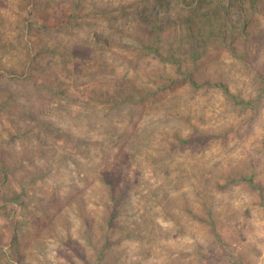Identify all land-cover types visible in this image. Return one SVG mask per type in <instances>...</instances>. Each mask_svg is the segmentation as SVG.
Instances as JSON below:
<instances>
[{
    "label": "rangeland",
    "instance_id": "obj_1",
    "mask_svg": "<svg viewBox=\"0 0 264 264\" xmlns=\"http://www.w3.org/2000/svg\"><path fill=\"white\" fill-rule=\"evenodd\" d=\"M84 1L75 10V0L41 5L51 33L65 16H79L84 29L58 34L78 49L90 42L86 24L96 19L84 16L94 4L121 0ZM20 2L0 0V68L10 71L1 75L0 94L13 106L0 114V264H93L101 247L104 264H264V0L245 17L235 12L233 43L208 45L187 62L200 84L224 82L252 105L236 108L217 88L179 81L156 101L109 111L98 97L86 104L99 81L72 75L61 62L52 92L10 77L22 70L23 59L3 50L22 46ZM125 34L114 38L129 43ZM95 52L96 62L111 57L109 79L124 80L130 62L131 79L164 70L156 61L127 60L115 44ZM156 80L145 75L136 83L155 88ZM100 165L109 166L116 198L127 188L107 243L101 222L110 198L95 174Z\"/></svg>",
    "mask_w": 264,
    "mask_h": 264
},
{
    "label": "trees",
    "instance_id": "obj_2",
    "mask_svg": "<svg viewBox=\"0 0 264 264\" xmlns=\"http://www.w3.org/2000/svg\"><path fill=\"white\" fill-rule=\"evenodd\" d=\"M47 1L21 0L20 2V5L22 4L25 9L23 10V19L20 21L24 30L23 34L20 33L22 46L13 48L10 43L3 50L14 51L23 59L20 64L22 70L19 74H10V77L13 78L16 75L17 79L22 78L26 83L37 87L40 84V89L45 88L52 92L54 83L51 80L59 77L61 73L55 65L61 62L68 66V73L72 75L76 73L81 77L93 75V79L99 81V86L92 92L86 104L92 106L91 104L98 97L102 99L99 102L108 111L113 110V106L124 108L127 105L149 100L156 101L162 97L161 95L172 90L179 81L186 82L194 89L205 85L217 88L223 93L227 102L236 108L252 105L251 101L245 100L240 94L233 93L228 84L224 82L200 84L189 70L187 62L188 60L195 61L201 57L208 45L219 43L228 46L233 43L235 39L233 29L239 26V19H232L235 12L245 17L249 9H257L258 2L261 0H145L148 2V6L142 10L137 6L139 0H134L129 4L124 3V0L97 3L94 4L91 12L84 16L96 19L93 24H86L91 27L90 42L82 44L83 46L79 49L71 44L70 40L65 41L58 37L59 33L71 34L75 28L84 29L79 23V16L74 13L65 16L60 29L51 33L47 27L50 15L42 7L47 5ZM83 2L85 1L75 0L73 9H80ZM130 16L137 18L127 22L128 24H121L127 18H132ZM41 23L44 26H41ZM95 25L97 28H93ZM120 33H126L124 37L130 42L122 43L114 38ZM172 37L178 38L176 46L169 44ZM114 44L129 55L126 56L127 60L145 61L146 63L156 61L163 66L164 70L160 73H148V76L145 72L138 78L131 79L128 72L133 69L135 73L137 71L135 63L130 62L128 70L122 76L125 78L124 80L109 79L111 73H115V70L110 68L112 63L107 60L111 57L96 62L98 60L95 58V51L105 52ZM184 45L188 50H183ZM96 63L98 67L94 70L97 66ZM165 68L176 69V75L165 72ZM91 69L94 70L93 73H91ZM4 73L9 75L10 71L0 68V78ZM145 75L149 79L158 78L159 81L156 80L155 88L147 86V83L141 85L136 83L137 79H142ZM61 87L66 92L69 86L63 82ZM262 92L264 93V87ZM10 97L9 95L8 98H3L0 94V114L6 113L9 107H13ZM9 113L26 118L23 111L16 112V114ZM179 139L185 145L194 143V140L191 139ZM109 171V166L103 165L95 170L97 180L105 185L107 196L110 198L108 202L104 203L109 210V215L101 222V228L104 231L103 239L106 243L109 239L108 232L115 227V221L125 209L123 199L126 197L125 190L127 189L124 188L121 191V196L116 198L114 195L116 184L110 178ZM119 202L120 204H118ZM209 211H207L205 220L211 223L213 214L211 210ZM96 250L97 258L93 264H104L107 257L105 248L101 247Z\"/></svg>",
    "mask_w": 264,
    "mask_h": 264
}]
</instances>
